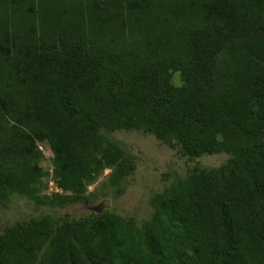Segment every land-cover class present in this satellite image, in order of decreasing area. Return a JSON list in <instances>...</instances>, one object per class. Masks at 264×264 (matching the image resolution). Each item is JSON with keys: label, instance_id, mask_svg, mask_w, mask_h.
I'll return each mask as SVG.
<instances>
[{"label": "trees", "instance_id": "trees-1", "mask_svg": "<svg viewBox=\"0 0 264 264\" xmlns=\"http://www.w3.org/2000/svg\"><path fill=\"white\" fill-rule=\"evenodd\" d=\"M110 128L151 134L190 160L233 153L228 166L195 168L157 212L188 241L186 264H264V0H0V193L36 196L52 174L63 204L105 169L121 179L116 146L96 157ZM79 226L72 242L47 223L8 231L0 264L164 254L150 223L133 261L114 220Z\"/></svg>", "mask_w": 264, "mask_h": 264}, {"label": "rangeland", "instance_id": "rangeland-1", "mask_svg": "<svg viewBox=\"0 0 264 264\" xmlns=\"http://www.w3.org/2000/svg\"><path fill=\"white\" fill-rule=\"evenodd\" d=\"M101 132L103 139H99L96 157L101 158L109 141L127 164L124 176L118 179L114 169H105L94 183L86 184L83 198L63 204L52 199L64 193L56 191L59 188L52 174L42 180L36 196L0 193V237L31 223H47L55 241L66 238L67 242H72L74 230L69 232V228L112 219L123 233V252L133 261L139 260L140 249L144 251V226L150 223L165 246L163 256L154 260V264L189 263L193 252L188 241L175 224L165 215L161 216L162 212L158 214L157 207L162 204L161 199L185 183L195 168L225 167L235 155L220 153L190 160L183 156L180 147L171 148L148 133L112 128ZM249 140L254 142L255 138ZM52 160L51 151L47 159H42L41 166L46 173L53 172Z\"/></svg>", "mask_w": 264, "mask_h": 264}, {"label": "built area", "instance_id": "built-area-1", "mask_svg": "<svg viewBox=\"0 0 264 264\" xmlns=\"http://www.w3.org/2000/svg\"><path fill=\"white\" fill-rule=\"evenodd\" d=\"M40 150L43 152V154H44V156H45L46 158L49 157V151H48L47 149H45L44 147H40ZM51 173H52V172H51ZM50 184H51V186H54L53 183H50ZM56 191H57V192H60L59 189H56Z\"/></svg>", "mask_w": 264, "mask_h": 264}]
</instances>
